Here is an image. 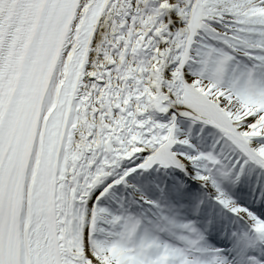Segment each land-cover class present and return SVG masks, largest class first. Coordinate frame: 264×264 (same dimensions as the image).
I'll list each match as a JSON object with an SVG mask.
<instances>
[{"label":"snow or ice","instance_id":"6c2138e0","mask_svg":"<svg viewBox=\"0 0 264 264\" xmlns=\"http://www.w3.org/2000/svg\"><path fill=\"white\" fill-rule=\"evenodd\" d=\"M0 264H264V0H0Z\"/></svg>","mask_w":264,"mask_h":264}]
</instances>
